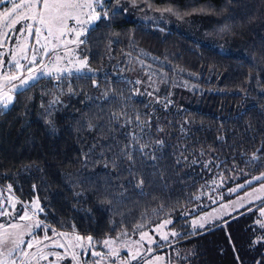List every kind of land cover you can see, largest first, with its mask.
Wrapping results in <instances>:
<instances>
[{"label":"trees","instance_id":"obj_1","mask_svg":"<svg viewBox=\"0 0 264 264\" xmlns=\"http://www.w3.org/2000/svg\"><path fill=\"white\" fill-rule=\"evenodd\" d=\"M107 5L80 48L92 74L42 77L0 108V188L54 231L99 242L171 219L177 264H264V198L193 225L215 191L264 173V0ZM191 19L216 41L176 25ZM144 78L186 82L191 103H153Z\"/></svg>","mask_w":264,"mask_h":264},{"label":"rangeland","instance_id":"obj_2","mask_svg":"<svg viewBox=\"0 0 264 264\" xmlns=\"http://www.w3.org/2000/svg\"><path fill=\"white\" fill-rule=\"evenodd\" d=\"M109 1L79 0L84 5L80 24L77 25L75 20L70 19L67 24L72 31H66L63 36L57 33L53 37H49L46 28L31 17L21 19L17 24L10 27H4L6 21L2 14L5 11L11 12L13 4L11 2L0 4V86H8L3 90L18 88L21 79L27 78L29 75L40 74V78H58L71 74H92L93 70L86 59L80 56V48L84 33L101 17V13L107 12ZM16 2L32 3L33 10H40L37 8L35 0H16ZM88 5H91L92 9ZM139 16L145 17V13ZM157 18L162 19L163 16H157ZM163 19L165 20L167 17ZM27 24H33L31 31L25 27ZM176 25L194 38L214 39L216 41L215 37H203L202 26L195 19L178 21ZM37 27L41 29L39 35L35 31ZM76 29H79V35L76 34ZM21 30L23 31L22 35ZM214 40L212 41L214 42ZM227 44L226 49L222 46L223 52L240 53L237 45L230 42ZM33 55L36 57L35 63H32ZM57 57H62V59ZM85 61L86 63H82ZM17 63L22 66L21 69L17 68ZM29 67L33 69L31 73L26 71ZM77 69L80 71L78 72ZM42 73H50V75H43ZM10 76H20V79L9 80L8 77ZM130 77L132 80H137L136 77L131 75ZM168 84L164 80L162 83H157L152 78H144L141 81V87L147 89L143 90L144 94L153 103L160 105V102L164 101L162 106L165 107L173 104L182 106L191 103L192 92H190L191 86L189 84L182 80L174 82L175 88L169 87ZM164 93L168 99L157 98ZM9 95L14 97L15 94L9 91ZM0 108L5 109L2 105ZM260 177H264V173L236 182L220 192L215 191L212 197L215 207L204 214L197 215L194 219L196 224L203 223L206 225L263 199L264 187L262 185H264V179H258ZM250 193L251 196H249ZM40 212L41 206L37 200L21 205L10 190L0 188V213H4L0 215V224L5 226L0 228V262L3 264H12V261H15V264H94V262L95 264H113L115 261V264H177L174 257L179 255L185 257L187 254H184L179 245L181 232L173 227L171 219L163 220L138 235L121 233L117 237L111 238L116 242L108 247L103 243L106 239L99 242L92 239L89 242L88 237L76 233L58 232L48 228L38 220L37 216ZM25 214L24 220L17 219V217ZM167 221L170 223H166ZM12 223L26 227L13 229L10 227ZM37 223L40 227H32L31 235H29L27 226H34ZM7 233H22L20 239L17 240L19 248L13 243L16 237L8 236ZM143 233H147V235L141 240ZM77 236L81 237L79 241L76 239ZM117 238L119 239L117 240ZM28 244H31V247H28ZM112 249H116L118 255ZM21 250L26 254H22ZM93 253H100V255H93ZM133 254H136L135 259ZM37 257L44 258L37 259ZM156 257L162 259L157 260Z\"/></svg>","mask_w":264,"mask_h":264},{"label":"snow or ice","instance_id":"obj_3","mask_svg":"<svg viewBox=\"0 0 264 264\" xmlns=\"http://www.w3.org/2000/svg\"><path fill=\"white\" fill-rule=\"evenodd\" d=\"M11 2L13 4V9L11 12L5 11L2 15L6 21L4 24V27H10L11 25L17 24L21 19H26L28 17H31L34 21H38L39 24L43 25L47 30V35L49 37L55 36L57 33H59L61 36L64 35L66 31H72V29H69V26L67 24V21L70 19L75 20L76 24H80V16L82 14V10L84 5H82L79 0H35L37 8H39V11L33 10V4L32 3H17L16 0H0V4H5ZM90 9H92L91 5H88ZM25 27L29 29V31L32 30L33 24H27ZM37 35H39L41 29L37 27L35 29ZM76 34L79 35V29H76ZM23 34V31L21 30V35ZM37 43H39V40H37ZM58 59H62V57H57ZM36 57L33 55L32 63H35ZM71 62V61H69ZM82 63H86L82 62ZM17 68L21 69L22 66L17 63ZM29 73L33 71L32 67H29L26 69ZM79 72L80 69H77ZM43 75H50V73H42ZM22 75V73H21ZM40 78V74L37 75H29L27 78L21 79L20 86L16 89L8 88V91H4V88H7V85L0 86V105H2L4 108H7L9 104L13 103V96L9 95V91L14 92V94H20L22 93V90H29L30 87L38 81ZM9 80H16L20 79V76H10L8 77ZM55 103V101H53ZM157 143H163V141H157ZM143 147H141L140 151L143 152ZM125 155H128V158L131 159V155L128 153H125ZM258 179H264V177H260ZM143 181H139V185H142ZM264 187V185H262ZM251 196V193L249 194ZM4 213H0V215H3ZM264 214V213H262ZM26 218L25 215H21L17 217L18 220H24ZM166 223H170V221H167ZM196 221H193V225H196ZM201 228L204 227L203 223H200L199 225ZM264 227V224L261 225ZM5 226L3 224H0V228H4ZM11 228L17 229V228H24L26 226L19 225L16 223H12L10 225ZM32 227H40L39 223L32 226L29 225L27 228L29 229V235H31V228ZM8 236H15L16 240L13 241V243L16 244V247L19 248V243H17V240L20 239L22 236V233H7ZM63 235V234H61ZM125 235H127L125 233ZM147 233H143L141 235V240L144 239V236H146ZM175 235V233H173ZM77 241L81 239V237H76ZM119 238H117L118 240ZM89 242L92 241L91 237H88ZM116 241L110 239H106L103 241L105 246L110 247L112 244H114ZM28 247H31V244L27 245ZM22 254H26L23 250ZM114 253L118 255V252L116 249H112ZM151 251V249H149ZM93 255H100V253H93ZM44 258V257H37V259ZM75 258V257H74ZM133 258H136V254H133ZM157 260L162 259L161 257H156ZM0 264H3V262H0ZM12 264H15V261H12ZM95 264V262H94ZM113 264H115V261H113Z\"/></svg>","mask_w":264,"mask_h":264}]
</instances>
